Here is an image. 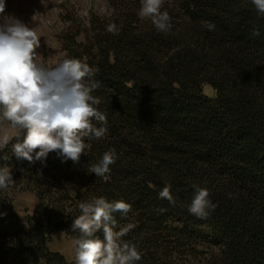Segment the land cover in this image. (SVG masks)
Instances as JSON below:
<instances>
[{
	"label": "trees",
	"instance_id": "obj_1",
	"mask_svg": "<svg viewBox=\"0 0 264 264\" xmlns=\"http://www.w3.org/2000/svg\"><path fill=\"white\" fill-rule=\"evenodd\" d=\"M140 7L107 0L105 12L71 21L60 35L65 58L97 69L92 94L108 131L86 141L79 163L56 152L43 163L17 160L15 132L0 146V167L15 180L0 189V264H75L48 242L57 231L75 242L72 220L92 197L131 205L114 216L118 229L135 225L123 239L142 253L136 264H264V17L251 0H164L172 27L161 32L138 16ZM111 149L118 158L110 173H89ZM167 184L174 205L158 198ZM194 185L217 205L207 219L188 212ZM15 191L37 201L24 219Z\"/></svg>",
	"mask_w": 264,
	"mask_h": 264
},
{
	"label": "clouds",
	"instance_id": "obj_2",
	"mask_svg": "<svg viewBox=\"0 0 264 264\" xmlns=\"http://www.w3.org/2000/svg\"><path fill=\"white\" fill-rule=\"evenodd\" d=\"M140 3L141 19H149L158 31L171 29L169 13L161 10L164 0ZM251 3L258 15L264 17V0ZM5 9V0H0V121L9 122L15 130L17 142L12 144V155L17 160L43 163L49 153L56 152L62 162L79 163L89 147L86 141L99 140L108 131L107 116L96 107L101 101L92 94L101 86L94 79L97 69L76 58L46 66L39 59L41 37L35 28L13 16L2 15ZM205 23L209 30H214V24ZM107 31L115 34L116 26L110 24ZM253 35L260 33L253 29ZM8 143L9 137L5 136L0 146ZM117 158L116 151L111 149L98 162L88 164L87 171L104 177ZM2 159L8 161L11 157L4 155ZM14 184L12 169L7 165L0 167V189ZM171 187L164 186L158 198L174 205ZM193 187L188 212L198 219H207L217 205L211 201L209 189ZM78 208L80 215L71 224V230L80 233L75 240V264H136L141 260L137 245L123 239L135 225L129 223L118 229L114 216H126L131 211L130 204L92 197L80 202Z\"/></svg>",
	"mask_w": 264,
	"mask_h": 264
},
{
	"label": "rangeland",
	"instance_id": "obj_3",
	"mask_svg": "<svg viewBox=\"0 0 264 264\" xmlns=\"http://www.w3.org/2000/svg\"><path fill=\"white\" fill-rule=\"evenodd\" d=\"M5 4V13L2 15L13 16L28 27L35 28L41 37L39 59L48 67L65 59L60 35L68 31L71 21L85 24L90 12L103 13L107 10V0H5ZM201 90L207 97L214 95L207 84H202ZM14 132L10 124L0 122V145L5 136L10 139ZM11 198L14 210L21 219L37 207L34 195L27 191H15ZM48 247L63 254L69 261L75 260V242L62 231L52 234Z\"/></svg>",
	"mask_w": 264,
	"mask_h": 264
}]
</instances>
